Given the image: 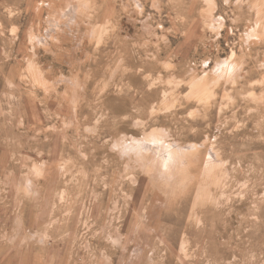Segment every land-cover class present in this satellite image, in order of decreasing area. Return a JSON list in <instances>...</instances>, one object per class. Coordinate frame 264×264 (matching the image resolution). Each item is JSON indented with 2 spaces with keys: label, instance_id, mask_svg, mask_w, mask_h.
Listing matches in <instances>:
<instances>
[{
  "label": "rangeland",
  "instance_id": "1",
  "mask_svg": "<svg viewBox=\"0 0 264 264\" xmlns=\"http://www.w3.org/2000/svg\"><path fill=\"white\" fill-rule=\"evenodd\" d=\"M0 264H264V0H0Z\"/></svg>",
  "mask_w": 264,
  "mask_h": 264
}]
</instances>
